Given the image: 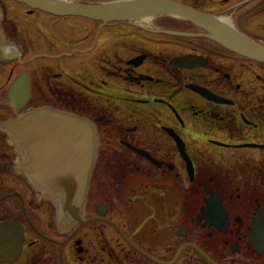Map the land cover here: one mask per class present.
Masks as SVG:
<instances>
[{
	"label": "flooded vegetation",
	"instance_id": "obj_1",
	"mask_svg": "<svg viewBox=\"0 0 264 264\" xmlns=\"http://www.w3.org/2000/svg\"><path fill=\"white\" fill-rule=\"evenodd\" d=\"M174 1L264 46V0ZM44 109L91 128L51 157L83 178L76 219L6 131ZM0 264H264V63L177 16L104 23L0 0Z\"/></svg>",
	"mask_w": 264,
	"mask_h": 264
},
{
	"label": "water",
	"instance_id": "obj_2",
	"mask_svg": "<svg viewBox=\"0 0 264 264\" xmlns=\"http://www.w3.org/2000/svg\"><path fill=\"white\" fill-rule=\"evenodd\" d=\"M25 1L31 7L53 15H78L101 20L104 23L146 19L159 15L177 16L205 30L209 39L226 49L264 63V46L213 15L174 0H122L94 5L74 4L61 0ZM178 60L182 64H189L191 58ZM85 130H91L88 123L73 115L49 109L29 112L16 122L6 125V131L24 151L27 159V165L23 169L24 173L45 195L56 199L62 215L68 213L73 219H76L80 213L84 200L83 178L74 175L72 168L63 166V161L60 163L59 160L51 157L59 155L63 158L67 142H71L72 146L81 147L79 139L90 140L88 136H79L82 135L80 131ZM37 131L57 132L58 134L47 137H42L41 134L35 136ZM37 141L40 145H37Z\"/></svg>",
	"mask_w": 264,
	"mask_h": 264
},
{
	"label": "rangeland",
	"instance_id": "obj_3",
	"mask_svg": "<svg viewBox=\"0 0 264 264\" xmlns=\"http://www.w3.org/2000/svg\"><path fill=\"white\" fill-rule=\"evenodd\" d=\"M263 8H264V7H263ZM235 17H236V19H237L236 14H235ZM37 18H39V17H36V19H33L32 22H33V23H39L40 20L37 19ZM26 22L29 23V22H30V19H26ZM173 24L181 25V24H179V23H173ZM78 26L83 27V24L80 23ZM86 29H90L89 24H86ZM69 35H70V34H68V33L56 32V31H54V30H52V29H50V30L43 29L42 37L61 38V37H67V36H69ZM258 35L261 36L259 39H261V42L264 44V32H262V33H258ZM32 38H33L34 40L38 41V42H41L40 39H39L38 37H36L35 35L32 36ZM261 45H262V44H261Z\"/></svg>",
	"mask_w": 264,
	"mask_h": 264
}]
</instances>
